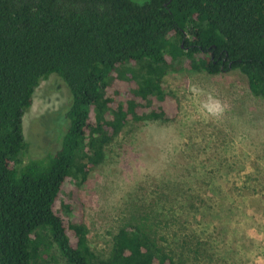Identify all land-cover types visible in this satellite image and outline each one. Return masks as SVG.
<instances>
[{"label": "trees", "instance_id": "16d2710c", "mask_svg": "<svg viewBox=\"0 0 264 264\" xmlns=\"http://www.w3.org/2000/svg\"><path fill=\"white\" fill-rule=\"evenodd\" d=\"M181 66L240 70L264 98V0H0V264L43 263L53 246L64 264H180L179 248L195 252L186 237L161 245L145 218L99 257L77 188L128 123L177 118L163 77ZM53 74L71 94L69 126L55 153L25 160L23 118Z\"/></svg>", "mask_w": 264, "mask_h": 264}, {"label": "rangeland", "instance_id": "374dc122", "mask_svg": "<svg viewBox=\"0 0 264 264\" xmlns=\"http://www.w3.org/2000/svg\"><path fill=\"white\" fill-rule=\"evenodd\" d=\"M178 68L163 77L177 118L131 121L79 183L88 245L108 258L120 228L147 218L164 247L188 239L195 252L179 248L180 264H264V98L240 70ZM70 104L58 75L39 84L25 160L60 148ZM40 264L64 261L53 246Z\"/></svg>", "mask_w": 264, "mask_h": 264}, {"label": "flooded vegetation", "instance_id": "af4514ba", "mask_svg": "<svg viewBox=\"0 0 264 264\" xmlns=\"http://www.w3.org/2000/svg\"><path fill=\"white\" fill-rule=\"evenodd\" d=\"M226 64V59L221 60V66H224ZM230 65V64H229Z\"/></svg>", "mask_w": 264, "mask_h": 264}]
</instances>
